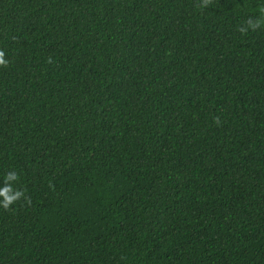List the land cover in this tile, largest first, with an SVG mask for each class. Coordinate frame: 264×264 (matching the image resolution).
I'll list each match as a JSON object with an SVG mask.
<instances>
[{
	"label": "trees",
	"instance_id": "1",
	"mask_svg": "<svg viewBox=\"0 0 264 264\" xmlns=\"http://www.w3.org/2000/svg\"><path fill=\"white\" fill-rule=\"evenodd\" d=\"M261 8L0 0V264H264Z\"/></svg>",
	"mask_w": 264,
	"mask_h": 264
},
{
	"label": "clouds",
	"instance_id": "2",
	"mask_svg": "<svg viewBox=\"0 0 264 264\" xmlns=\"http://www.w3.org/2000/svg\"><path fill=\"white\" fill-rule=\"evenodd\" d=\"M261 13L264 14V8H261ZM248 24L250 27H256L258 24L257 22H253L252 20L248 21ZM243 30V29H242ZM7 63L3 59V54L0 53V64ZM16 174L14 172L8 173L6 175V181L16 180ZM22 195V193L19 190H14L11 184L5 183L3 186H0V205L3 207H7L9 204H11L14 200L19 198Z\"/></svg>",
	"mask_w": 264,
	"mask_h": 264
}]
</instances>
